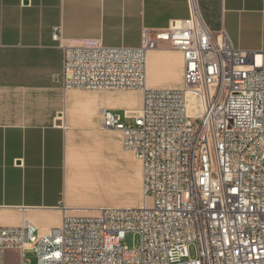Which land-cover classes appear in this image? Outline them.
<instances>
[{"label":"built area","instance_id":"built-area-1","mask_svg":"<svg viewBox=\"0 0 264 264\" xmlns=\"http://www.w3.org/2000/svg\"><path fill=\"white\" fill-rule=\"evenodd\" d=\"M188 3L189 19L143 29L137 48L67 47L54 29L65 90L141 92L138 111H103L102 128L140 161L143 201L64 214L46 234L26 221L0 227V264L7 251L35 264H264V51L236 49ZM160 43L182 56L181 89L146 85V55ZM127 234L138 248L121 245Z\"/></svg>","mask_w":264,"mask_h":264},{"label":"crops","instance_id":"crops-1","mask_svg":"<svg viewBox=\"0 0 264 264\" xmlns=\"http://www.w3.org/2000/svg\"><path fill=\"white\" fill-rule=\"evenodd\" d=\"M196 1L210 32L224 31L243 52L264 51V38L252 39L264 37V0ZM189 17L188 0H0V227L26 221L46 234L64 214L141 205L119 199L115 172L124 155L127 191L141 199L140 161L123 149L119 131L102 128L103 111L123 116L141 101H130L127 91L65 90L54 29L67 47L137 48L143 29ZM182 74L179 52L164 43L147 52L148 88L181 87ZM30 257L7 251L3 264H35Z\"/></svg>","mask_w":264,"mask_h":264},{"label":"rangeland","instance_id":"rangeland-1","mask_svg":"<svg viewBox=\"0 0 264 264\" xmlns=\"http://www.w3.org/2000/svg\"><path fill=\"white\" fill-rule=\"evenodd\" d=\"M263 36L261 35V33H256L255 35H253V42H257L260 43L263 40ZM181 87H178L176 89L173 90H178L182 88V83L180 85ZM127 92H129V99L130 101H132L133 103H140L142 104V100L141 97L142 95H140L139 93L141 92H136V90H126ZM123 114V113H122ZM121 114V115H122ZM129 123V122H127ZM129 166L127 159L125 158L124 155H121V158H119V160L117 161V164L115 166V172L117 174L118 177V182H119V191H120V196L119 199L121 201H127V202H131V203H138V201L141 202L142 204V197L140 199L139 195L133 192H129L127 191V167ZM147 206L151 205V202L149 199H147L146 201ZM141 206V205H140ZM139 206V207H140ZM138 208V207H136ZM121 245L124 247H127L128 249H136L139 247L140 245V238L137 235H133V234H127L125 236V239L121 242ZM190 255L192 258L195 257V249L194 247H190ZM31 261L33 263H35V259L34 257H30Z\"/></svg>","mask_w":264,"mask_h":264}]
</instances>
